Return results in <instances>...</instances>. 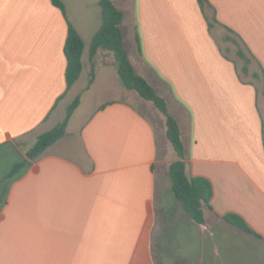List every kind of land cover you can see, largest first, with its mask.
I'll return each instance as SVG.
<instances>
[{
  "label": "crops",
  "instance_id": "obj_1",
  "mask_svg": "<svg viewBox=\"0 0 264 264\" xmlns=\"http://www.w3.org/2000/svg\"><path fill=\"white\" fill-rule=\"evenodd\" d=\"M72 1L64 14L51 0H0V264H264V96L252 76H264V0H208L210 26L198 0H112L130 63L179 123L187 174L211 182L203 223L171 188L164 114L128 98L110 53L90 59L99 0ZM67 21L84 41L69 88ZM78 94L65 134L27 157Z\"/></svg>",
  "mask_w": 264,
  "mask_h": 264
},
{
  "label": "trees",
  "instance_id": "obj_2",
  "mask_svg": "<svg viewBox=\"0 0 264 264\" xmlns=\"http://www.w3.org/2000/svg\"><path fill=\"white\" fill-rule=\"evenodd\" d=\"M51 1L65 14L62 0ZM198 2L204 13L206 12V7L212 10L210 17L205 13L210 26L211 21H216L213 7L208 0H198ZM98 4L101 11V24L90 41V59L92 60V57L98 50H105L110 53L114 58L116 73L123 87L135 92L140 98L150 101L164 114L166 135L177 154V159L169 165L171 188L177 200L191 218L198 223H203L204 208L211 207L210 200L213 194L211 182L203 176H191L187 174L186 151L177 119L169 113V106L166 100L133 68L128 59L120 28L123 18L122 11L115 6L112 0H99ZM67 23V35L63 51L66 58L65 80L66 86L69 88L77 80L82 71L83 64L81 57L84 41L72 23L69 21ZM233 41L238 45L236 53L244 59L242 70L247 72L248 58L241 45H239L240 42L237 39H233ZM252 76L258 81L261 80V88L257 87V94L261 93L264 96L263 74L261 76L260 73H253ZM93 79L94 66L92 65L86 87L93 82ZM79 102L80 95L78 94L68 105L64 120L51 129L39 134L32 146L26 151L27 157L34 158L38 156L48 145L65 134L67 121ZM223 217L229 223L250 233H255L239 215L227 213Z\"/></svg>",
  "mask_w": 264,
  "mask_h": 264
},
{
  "label": "rangeland",
  "instance_id": "obj_3",
  "mask_svg": "<svg viewBox=\"0 0 264 264\" xmlns=\"http://www.w3.org/2000/svg\"><path fill=\"white\" fill-rule=\"evenodd\" d=\"M74 2V0L71 2V4ZM221 43H222V46L223 48L225 49V51H227L231 56H233L235 58V60L237 61L238 63V66L239 68H241V65L243 63L242 59H240L234 52V49L235 47L230 43L229 40H225V38H221ZM244 75V73H243ZM249 75V74H248ZM246 76V75H244ZM123 92H127L125 94H129L128 95V98L130 97H133V96H136V93L133 92V91H130V90H127L123 87ZM128 92H131V93H128ZM151 103V102H150ZM152 104V103H151Z\"/></svg>",
  "mask_w": 264,
  "mask_h": 264
}]
</instances>
